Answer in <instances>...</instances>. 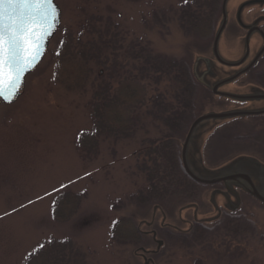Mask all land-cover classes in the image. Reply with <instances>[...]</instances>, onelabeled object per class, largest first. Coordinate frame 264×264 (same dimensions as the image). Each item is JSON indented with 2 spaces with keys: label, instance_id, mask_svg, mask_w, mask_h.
Returning a JSON list of instances; mask_svg holds the SVG:
<instances>
[{
  "label": "rangeland",
  "instance_id": "rangeland-1",
  "mask_svg": "<svg viewBox=\"0 0 264 264\" xmlns=\"http://www.w3.org/2000/svg\"><path fill=\"white\" fill-rule=\"evenodd\" d=\"M186 1L56 0L61 23L43 61L26 76L14 102L5 104L0 100V264H26L29 255L50 238L70 239L84 253L83 264H146L149 259V264H264V203L260 200L244 195L239 211L218 216L217 209L209 203L210 188L199 183L193 196L170 195L159 202L161 208L157 209L154 204L138 206L131 198L147 184L140 164L146 160L149 165V159L155 156L156 147L151 140L158 141L166 131L160 121L147 116V107L134 112V132L129 137L101 140L97 155L86 156L77 144L79 135L93 126L91 101L97 79L101 78L99 83L107 81L115 65L135 76L136 62L131 51H135L137 43L149 41L154 53L191 63L193 76V65L200 58L202 71L197 72L198 77L206 69L203 58L215 59L219 68L221 63L212 50L222 22V8L207 35L209 23L202 22L204 29L191 31L180 18ZM246 1L228 2V25L220 41V53L228 61H239L245 53L248 29L238 23L237 13ZM156 13L160 21L155 20ZM261 17V4L248 6L242 13V20L248 25ZM258 25L264 30V21ZM109 26L106 39L111 40L110 48L103 50L99 59L83 61L80 45L85 46L81 49L84 51L92 45L96 47L100 38L95 31ZM263 45V37L254 32L250 60ZM220 67L224 71L220 77L240 70ZM263 71L264 55L251 72L224 87L242 94L254 93L258 87L264 90L259 79ZM142 84L141 91L145 86ZM159 85L158 89L146 84V104L150 105L149 98L158 95V91L170 92L167 81ZM237 108L262 109L264 100H223L197 86L194 118L175 140L185 174L182 145L191 124L205 113ZM230 122L233 123L227 128L222 121L210 120L201 128L204 133L200 136L198 157L204 156L207 166L214 168L237 157L253 156L264 162V115L237 117L223 123ZM159 161L166 164L164 158ZM65 190L85 193V197L79 212L69 222L60 224L53 219L52 209L56 196ZM215 200L218 202V198ZM121 201L123 206L116 208L114 205ZM191 202L201 209L199 220L208 221L202 224L204 237L187 230L188 226L180 221V215L193 219V209L184 208L180 214L181 207ZM123 217L133 220L135 228L131 231L137 230L141 235L138 243H122L113 238V227ZM227 219L239 222L237 232L225 227ZM164 221L170 224L162 226ZM143 231H156V236ZM158 240L163 242L160 248ZM142 249L157 252L146 254L145 260Z\"/></svg>",
  "mask_w": 264,
  "mask_h": 264
},
{
  "label": "trees",
  "instance_id": "trees-1",
  "mask_svg": "<svg viewBox=\"0 0 264 264\" xmlns=\"http://www.w3.org/2000/svg\"><path fill=\"white\" fill-rule=\"evenodd\" d=\"M223 0H187L182 6L180 18L189 25L191 31L204 29L202 22L209 23L205 34L212 31L211 23L220 17ZM178 12V11H176ZM166 16V12H164ZM155 20L158 14L154 15ZM159 20V19H158ZM160 21V20H159ZM211 28V29H210ZM110 26L106 30L98 29L95 33L100 38V43L94 47L84 48L80 45L79 52L83 61H94L101 57L103 50L110 48L111 40L106 37ZM85 47V46H84ZM67 52L70 53L68 45ZM131 51L132 58L136 62L137 73L132 76L125 72V67L119 70L116 65L111 68V77L107 81L95 86L92 101V129L79 135L77 144L86 156H94L99 152L100 142L103 139H125L134 132L137 109H145L146 114L153 120H158L166 128L155 144L150 164L143 161L140 171L147 180L146 186L142 187L135 195L131 196L137 205H158L170 195L189 193L193 196L198 184L185 174L178 160L177 133L184 127L188 128L194 118L195 98L197 83L192 74V65L185 60H177L166 55L154 53L149 41H141ZM103 65L107 63L101 62ZM259 79L264 84V71L259 74ZM167 81L171 87L168 94L158 91V95L149 98L150 105L146 104L144 89L146 84L160 86L161 82ZM148 82V83H147ZM143 96H140L142 91ZM140 84V85H139ZM142 84V85H143ZM201 86V85H200ZM261 88V87H258ZM159 89V88H158ZM148 101V100H147ZM158 155L160 157H158ZM164 158L166 164L159 160ZM85 193H74L71 190L62 191L53 203V219L60 224L69 222L80 210ZM116 208L123 206V201L114 205ZM113 227V238L122 243L141 241V235L132 232L133 220L123 217ZM228 230L237 232L239 222L235 219H227L224 223ZM135 230V229H134ZM198 237H204L205 231L196 226ZM68 238H50L42 242L36 250L29 255L26 264H83L84 253L69 242Z\"/></svg>",
  "mask_w": 264,
  "mask_h": 264
},
{
  "label": "water",
  "instance_id": "water-1",
  "mask_svg": "<svg viewBox=\"0 0 264 264\" xmlns=\"http://www.w3.org/2000/svg\"><path fill=\"white\" fill-rule=\"evenodd\" d=\"M229 1L230 0H223V3H222V16L223 17H222L221 25L219 26L216 32V35H215V39L213 43V54L215 58L217 59V61L220 62L221 64H224L229 67H239L246 61V59L249 56L250 40H251L252 34L256 31H259L264 39V31L258 25L261 21H264V17H261L255 20L253 24L248 25V24H245L242 20L243 10L248 6L255 5V4L264 5V0H248L245 3H242L241 6L239 7V10L237 13L238 23L242 27L248 29V32L245 38L247 52H246V55L242 59H240L239 61H235V62L224 59L221 56L220 49H219L221 37L228 24L227 6H228ZM53 6L55 7L56 11H53ZM45 14L47 15L46 20L42 19V17ZM54 15L56 16L55 21H53L52 19ZM4 19H5L6 25L11 24L13 28L18 27V26L28 27V31L33 33L32 41H30V50L26 51L24 62L21 65L19 79L15 80V83H12L11 81L13 80V76L9 74L7 70H5V72L2 75H0V100L5 104H9V103L14 102L16 98L20 95L22 87L25 83L26 76L32 71H34L43 61L46 55L47 49L49 47L50 40L56 33L58 27L60 26L61 10L56 0H52V5H47V6H44L43 8H41L38 5H33L31 7H28V6H19V7L14 6L12 8L6 7L4 9ZM29 25L31 26L29 27ZM49 33H51V35H49ZM37 46L39 47V53H37L36 51ZM263 54H264V45L260 49V51L253 57V59L249 62V64L246 67L236 71L235 74H233L232 76L227 77L219 81L218 83H216L215 86L212 87L214 94L223 96L226 98L239 100V101L263 100L264 91H259L254 94H237V93H232L229 91L219 90L220 87L235 81L236 79L244 75L246 72H248L252 67L255 66V64L259 61V59L261 58ZM32 57H34V59H32ZM199 60H201V58ZM198 61L196 62L195 66L199 63ZM203 61L209 63L211 59L203 58ZM260 114H264V109H261V110L235 109V110L223 111V112H208L198 117L193 122L189 130V133L187 135L186 141L183 144L182 162H183V167L186 173L192 179H194L195 181L199 183L213 184L219 181H226L228 186L231 181L235 180V178L237 177L239 178L240 176H245L246 184L252 187V188L249 187V189L247 190L250 191L261 202L264 203V195L258 191L256 186L252 182L250 176H248L246 172L245 173L232 172V170L229 171L227 169L230 167H223L218 170H208L207 174H212L214 176L211 178L210 177L205 178V176H200L196 172H194V170L190 167L187 161V151H188L189 144L191 142L192 137L194 136L195 131L197 130L200 124L206 123L210 120L211 121L212 120L223 121V120L232 119V118L241 117V116L260 115ZM257 164H260V163L257 161ZM159 243L160 245L163 244L162 241H159Z\"/></svg>",
  "mask_w": 264,
  "mask_h": 264
},
{
  "label": "flooded vegetation",
  "instance_id": "flooded-vegetation-1",
  "mask_svg": "<svg viewBox=\"0 0 264 264\" xmlns=\"http://www.w3.org/2000/svg\"><path fill=\"white\" fill-rule=\"evenodd\" d=\"M257 33H259L261 35V33L259 31L255 32V34H257ZM246 52H247V47L245 49V53H244L243 57L246 55ZM251 53L252 52H251V49H250L249 56L246 59V61L241 66H239L240 69H243L244 67H246L249 64ZM211 59L212 60L209 63L205 62L206 69L203 70V72L201 73V76L199 77L201 80H197L198 82L200 81L202 83L203 87L205 89H208L210 92H212L211 91L212 87L215 86L216 83H218L219 81L224 79L223 76L220 77L221 72L223 71L221 69L220 65L225 67V65L219 64V68H218V65L216 64L215 59H213V58H211ZM193 68L195 70L194 71V74H195L194 76H196V74L198 75V73H197L198 71H200V72L202 71V69H200V63H198L196 66L193 65ZM252 68L247 73H245L244 75H247L249 72H251ZM235 72H233V73L229 72V74L227 76L235 74ZM208 122L200 124L198 126L197 130L194 133V136L191 139V142L189 144L188 151H187L188 164L194 170V172H196L200 176H205V178H208V177L211 178V177L214 176L212 174H207L206 168L203 167V163H204L203 158L202 157H200V158L198 157L199 153H200V146H201V143H202L200 136L204 133L201 130V128L203 126H206L208 124ZM232 123L230 122V125L223 124V127L230 128L229 126H231ZM204 130H206V129H204ZM209 138H208V140H209ZM185 141H186V139H185ZM206 144H208V142ZM182 150H183V145H182ZM181 160H182V157H181ZM261 162L264 164L263 161H261ZM236 164H237V166L239 168L238 169H234L232 172H239V173H245L246 172L248 174V176H250L252 182L254 183V185L256 186L258 191L261 192L264 195V167H263V165L257 164L256 161L248 159L247 161L234 162V164L232 163V165H230L229 167L230 168L234 167ZM230 168H227V169L230 171ZM203 185L208 186L210 188V190H211V195H210L211 202H210V198H209V203L215 209H217L218 216H223L224 214L230 215V214H234L235 212L239 211L241 209V207H242V204H243V198H244L243 196L244 195H248L250 198H253V199L257 200V201L259 200L250 191L247 190L251 186H248L246 184V177L245 176H240L239 178L238 177L235 178V180H233V181H231L229 183V186L226 183V181H219V182H216V183H213V184H203ZM215 196H216V198H218V202L217 203L215 202ZM190 204H189L190 207H188L189 205L188 206H182L180 214L183 213L184 208H187L188 210L189 209H193V219H187V218H184L183 216L180 215L181 223L185 224L186 226H188L187 230H196V226L197 225H200L203 228L202 224L204 222H202V221L199 222V218H198L199 212L201 211V209L199 208V205H197L195 202H191ZM157 207L161 208L158 205L155 206L156 209H157ZM168 224H170V223H168ZM168 224H166V222L164 221V222H162L161 225L165 226V225H168ZM149 225H151V223ZM178 230L181 231V232H184V229H182V228L181 229L178 228ZM143 232H144V234H147V235L153 233L154 236H156V233H155L156 231H143ZM181 232H179V233L181 234ZM152 239H153V237H152ZM158 244L159 245H158L157 248H159L161 246L160 243H159V240H158ZM142 252H145V253L142 254V256L146 260V254H148V255L155 254L157 252V250L154 251V250L142 249ZM148 262L152 263V259H149Z\"/></svg>",
  "mask_w": 264,
  "mask_h": 264
},
{
  "label": "snow or ice",
  "instance_id": "snow-or-ice-1",
  "mask_svg": "<svg viewBox=\"0 0 264 264\" xmlns=\"http://www.w3.org/2000/svg\"><path fill=\"white\" fill-rule=\"evenodd\" d=\"M33 5L43 8L44 6L52 5V0H0V75L7 70L13 76L12 83L19 79L21 65L24 62L26 51L30 50V41H32L33 33L28 31V27L18 26L13 28L11 24L6 25L4 9L14 6L31 7ZM53 11H56L54 6ZM42 19L46 20L47 15L45 14ZM52 19L55 21L56 16L54 15ZM36 51L39 53L38 46Z\"/></svg>",
  "mask_w": 264,
  "mask_h": 264
}]
</instances>
